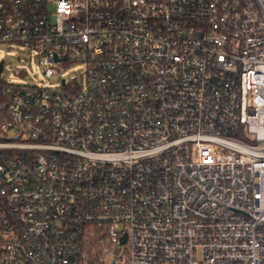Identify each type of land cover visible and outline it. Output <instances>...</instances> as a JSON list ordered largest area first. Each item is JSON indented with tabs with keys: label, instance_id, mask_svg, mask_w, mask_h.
I'll return each mask as SVG.
<instances>
[{
	"label": "built area",
	"instance_id": "obj_1",
	"mask_svg": "<svg viewBox=\"0 0 264 264\" xmlns=\"http://www.w3.org/2000/svg\"><path fill=\"white\" fill-rule=\"evenodd\" d=\"M0 44L87 71L0 63V264H264V0H0Z\"/></svg>",
	"mask_w": 264,
	"mask_h": 264
},
{
	"label": "rangeland",
	"instance_id": "obj_2",
	"mask_svg": "<svg viewBox=\"0 0 264 264\" xmlns=\"http://www.w3.org/2000/svg\"><path fill=\"white\" fill-rule=\"evenodd\" d=\"M5 62V69L3 72L4 82L13 83L16 85L27 87H45L47 89H54L60 82V78L74 79L76 76H86L85 69L79 67H67L62 71L59 76H52L47 78L42 70L38 67L36 59L31 53L22 48L17 47L15 44H0V63ZM24 71L25 77H19L17 74ZM80 83L84 82V78L79 80Z\"/></svg>",
	"mask_w": 264,
	"mask_h": 264
},
{
	"label": "water",
	"instance_id": "obj_3",
	"mask_svg": "<svg viewBox=\"0 0 264 264\" xmlns=\"http://www.w3.org/2000/svg\"><path fill=\"white\" fill-rule=\"evenodd\" d=\"M2 68H3V66H2V64H0V73H1V71H2Z\"/></svg>",
	"mask_w": 264,
	"mask_h": 264
}]
</instances>
